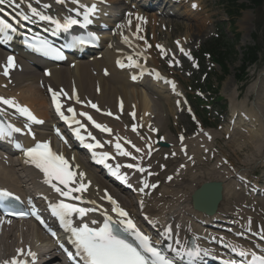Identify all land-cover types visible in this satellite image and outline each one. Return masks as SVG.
Returning <instances> with one entry per match:
<instances>
[{
  "label": "bare ground",
  "instance_id": "1",
  "mask_svg": "<svg viewBox=\"0 0 264 264\" xmlns=\"http://www.w3.org/2000/svg\"><path fill=\"white\" fill-rule=\"evenodd\" d=\"M174 1L168 0L167 5H170L168 7L165 6V4L163 3L157 4L158 6L154 5L153 11L159 9L160 12H164L165 10L172 11V5L176 7L180 6V4H177V2ZM176 1L183 2L184 0H176ZM111 2L115 3L114 0H111ZM163 2L165 3L166 1L163 0ZM147 4H149V0H135L136 8L137 7L140 8L141 6ZM196 7L198 6L195 5L194 10L196 9ZM136 12L138 13L135 14H137L138 17L140 18L137 19L136 22L137 25L138 23L141 24V27L139 26L140 33L138 34L137 25H135L134 23V26H131L132 29L131 33L130 32L126 33L130 35L129 39H125L124 36H121L120 30L116 28L114 35L112 37L110 36L109 38L107 37L103 38L101 42L102 51L95 52V53L101 52L102 53L101 58H97L93 54L92 56L94 57L91 58V60H85L84 58L81 60L75 59V65L73 67H68L67 65L51 66L49 67L48 76L44 77L42 76L41 70L39 68L43 64L42 60L33 56L29 57L30 55H26V56L23 54L19 55L18 59L21 65L23 66V70L20 72H15L13 74L15 87L11 88V90L13 92L15 90L20 89L21 91L19 94L21 97L20 99H22L24 103L31 106L33 110L41 118L46 120V123L40 127V130L38 132L39 139H43L46 137L43 131L49 129L48 126L50 125V121H51L48 105L46 103L42 91L37 86V84H39V80L42 79L43 81L48 82L51 86L55 88L65 87L68 90L71 89L76 90V94L79 96L80 101L82 102H86V100L93 101V103H95L98 107H100L101 110L104 111L113 110L114 112H117V109L121 108V104H122L123 112L121 115L120 122L109 121L106 120L104 117L103 119L106 122L110 123L116 132H120V133L125 132L131 138H134L135 141L144 145L148 143L147 140H149L150 142H153L152 147L154 148L157 147L158 139L157 137L155 138L154 136L158 134L157 132H159L160 127L155 126L158 127V131L157 132L152 131V129L155 127H152V125L150 126V123L151 120L161 121V118H163L162 113L164 114L162 110V106L164 105L166 106V104L167 105L172 104L170 100V92L168 91L169 90L168 85L167 84L164 85L163 83L157 81H151L150 77L141 76V75H139V78L136 82H131L129 81V73L139 74V71L131 70L129 68V64L124 66V69H119L115 66V61L118 57L123 58L122 64H124L125 62H127L126 59L128 58V55L131 56L133 60H136L140 63H144L139 57L140 53H143L142 47L146 46V44L149 43V40L150 43L154 46L156 42L155 40H153V38H155V36L158 34L157 33L158 30H156V28L154 27L157 26L159 28H162L163 26H165L164 23L163 25L161 23L164 21H158L160 18L156 16L157 13L155 12L152 13L143 12V11L140 12V10H136ZM139 12L140 13L143 12V14H139ZM139 20H145L146 24L145 23L143 24L144 21L142 22ZM167 23H171V20L167 21ZM150 24L153 26L154 29L150 31L151 39H146L147 28L150 27ZM133 35H135L136 38H133L132 37ZM145 52L148 56L149 64L154 67H158L156 61H154L153 51L145 50ZM125 54L128 55L125 56ZM4 56H5V52L0 48V66L2 64V60L4 59ZM28 61L33 63L34 66L29 64ZM103 68H106L108 71L106 75L102 73ZM1 81L3 80L0 79V85H1ZM31 85L34 88L31 87ZM139 86H141V88H139ZM8 88L9 86L6 85L5 89ZM25 91H29L31 95L27 97L26 96L27 92ZM0 92L6 95L10 94L8 92L2 91L1 89ZM151 102L154 103V107H155L154 110L151 107ZM133 112L135 113V118H133L131 124H137V123L141 124V130L139 132V136L133 135L131 132H129L128 129L129 126H125V122L127 121L125 117ZM165 120L166 119H164V121ZM238 123H240V121H238ZM201 138L203 137L201 136L195 138L194 141L202 140ZM52 139L56 144L55 138ZM159 140L166 142L169 141L170 143L172 142V140L166 135H164ZM207 141L209 144L210 140ZM185 142L182 143L181 146L178 144L176 146L172 144L174 148L172 147L169 149L158 148V152L152 156L149 162H151L152 164L154 173L150 178V183L151 185L153 184L155 185L158 183L157 187L155 188L150 187L146 189L144 192H141L139 189L142 187L141 184L143 185L144 181H142L138 185L136 184L137 193L140 196V200L142 199L143 201L144 210L148 213L146 217L150 221L151 220L155 221L156 225L157 226L159 225L161 227L160 230L163 234L165 231L163 227L165 226L171 227L172 230L174 231L173 235L175 234V236H177V239H179L180 244L183 241L187 240L189 237H193L198 244H202L198 236H196L195 234L198 233L204 236H210L209 234H212L211 237H213V235L215 234L216 235V236L214 235L215 237H217V235L222 236L219 237L220 238L219 240H222L223 238L224 239L227 238L229 241H231L238 247H245L251 251L254 250L256 248L254 245L253 246L248 245V243L250 242L249 239L243 238L242 240H239L235 237H232L233 235L226 236L224 234H218V231L225 233H230V232H228L227 230H220V229L218 231H215L216 230L215 227L229 229L230 231H233L236 235H238V233H242L243 237L245 236L250 237V235L251 237L255 235H259V237H261L262 235H264V200L260 201L258 205H257L258 203L257 201L256 204L252 203L254 202V200L252 199L256 200L259 199V197L264 199V194L262 192V189H260L257 186L260 184L261 178H258L256 183L250 182L249 185L247 184V187H249V191L250 192L254 191V193L253 192L251 194L248 193V195L250 194L249 196L250 199L247 196H245L244 190H240L237 187L238 183L235 181L236 178L234 180V174H230L229 172L226 173V171L225 172L222 171V173L216 174L217 176L213 177V179L211 180L204 179L199 183H195L196 181H193L194 176L191 175L186 176L181 170L182 168H185L187 166V164H185L187 160L184 159V157L182 159L177 156H174L175 154H172L173 151H178L179 149L181 150V147L183 145L187 147L189 144L185 145ZM31 143L32 142L30 141L29 144ZM191 143L193 144V141H191L190 144ZM203 145H206L205 142ZM60 146H61L60 150L63 153H65L68 158L69 156H72L75 165L77 166L78 163L79 167L84 170L86 174V178L84 177V181L86 183L90 182V186L87 189L88 195H94L97 198H99L100 191L102 189L108 188L124 206H127L128 208H132L130 209L131 212L134 211L132 202L139 200L138 196L137 197L135 196V198L132 201L129 200L125 196V193L122 192V190H120L119 188H111V186H109L110 183L108 182V180H105V178L99 173V170L86 163L80 151L78 150L74 151L72 149L71 144L70 145L60 144ZM177 146L178 148L175 149V147ZM204 147L205 146H203L202 148ZM191 150L192 149H190V151ZM188 151L189 150H187V152ZM188 155L186 154V156ZM191 155L193 156V154ZM198 156L200 155H197V158ZM219 159L221 158L219 157ZM2 160L3 158L0 153V185L4 186L5 188H11L13 191L21 194L25 193V191L22 189L23 183L26 185L30 184V186L28 187L30 191H33L36 186L39 187V178L35 173V171L29 168L21 167L20 170L23 172V175L19 176L17 174V168H15L16 164L13 163L14 161L13 158L10 159L11 164H9V166H5L4 164H2ZM189 161H191V159ZM189 161L188 163L190 164ZM211 162L209 161V164H211ZM163 166L164 169L160 170V168ZM177 166L178 168H176ZM171 169L175 171L173 172ZM222 170H227V169L224 166H222ZM176 171L181 172V174L177 173ZM196 172L194 171V174ZM209 173L211 174L212 172ZM180 175H181V180L179 181L177 179L180 177ZM240 175L247 176L246 173H242V172ZM136 176L134 177L136 178ZM168 176H171L172 179L169 182H166L165 178ZM209 181L210 182L216 181L221 184V200L218 202L215 213L211 216H207L204 215L203 213L195 211L191 207V203H190V195L194 191V189L199 187L203 182H209ZM261 183H264V181L262 180ZM251 186H253L254 188H252ZM255 186L257 187V189ZM28 189L26 192L29 191ZM243 205L249 206L250 209L253 208V206H255V211L253 213L251 212V210L250 211L246 210V213H242L240 211L236 212L238 211L236 210L237 207L238 206L242 207ZM237 214L244 216L241 217L238 216ZM221 218L222 221L218 223L217 220ZM229 221H233L231 222L234 223L232 227H229L231 224L229 223ZM16 223H22V225H20L22 227L26 223V221H21V222L17 221ZM26 226H28L27 231L30 232V234H25L23 232L19 234L17 228L18 225L16 227V231H15L16 233L14 232L10 233L8 228H3V233L0 234V257L4 255H9L10 251H12L15 254H18V250H23L24 252L25 250L29 249V247L31 249L33 248L34 250H39V253H41L42 257L45 256V252H42L40 248H37L38 245H36L35 240H37V243L39 242V245L49 247L48 242L46 244L44 243L45 241L44 238L38 234V230H35L36 228L35 226H33V224L31 226L27 224ZM247 230H250L249 234ZM160 236H162V234H160Z\"/></svg>",
  "mask_w": 264,
  "mask_h": 264
},
{
  "label": "rangeland",
  "instance_id": "2",
  "mask_svg": "<svg viewBox=\"0 0 264 264\" xmlns=\"http://www.w3.org/2000/svg\"><path fill=\"white\" fill-rule=\"evenodd\" d=\"M191 1L189 5L188 3H182V6L180 4L178 7L172 5V10L175 11L176 16L156 15L160 18L158 21H164L161 23L162 25L164 23L165 26L162 28L154 27L158 30V34L153 40L165 47H173L177 40L184 42L187 50L193 53L194 56L199 57L198 60L196 59L199 68L193 70L187 62H183V70L181 68H168L166 63L159 57L160 55L155 47L151 46L150 40L151 45L147 43L144 48L153 51L154 61H156L158 67L161 66L167 73L176 78L181 91L188 100L190 111L194 112L196 116L197 124L213 136L211 140L207 139L210 140L209 144L204 138L197 140L198 142L194 141L193 136L198 126L190 121L189 116L184 111L182 102L177 100L174 102L172 99H170L172 107L167 104L162 106L164 114L162 113L163 118H161V121L151 120V125L152 127H160L159 132H157L158 127L153 129H156L155 132L160 133L159 135L162 137L164 135L168 136L175 146L179 136L187 138L185 145H189L185 156L189 154L186 158L191 159V161L187 160L185 164L188 168L186 166L181 170L186 176H194V180H192L196 181L195 183H199L204 179L211 180L222 171L230 174L242 172L249 176L259 173V178H262L264 173V0L258 6H253L249 0ZM190 5H197V10L190 9L188 7ZM237 5L244 6L239 9ZM228 12H231V14H228ZM131 19L133 18L131 17ZM123 20V31H126L130 25V18ZM169 20H171V23H167ZM139 21L145 23V20ZM136 22L137 20L134 19L133 23L135 25H137ZM133 23L132 25H134ZM138 25L141 27L140 23ZM154 28L151 24L147 28V38L151 39L150 31ZM124 35L125 33L121 36ZM214 39L215 41L221 39V41H218L221 50L226 51V73H223L217 64H212L208 56L202 57V54L206 53V49L210 51L208 44ZM230 46L232 47L231 50ZM248 46L258 48V59L254 64L247 65L245 70L241 72L239 69L243 60L242 52ZM237 75L243 78V82H237ZM32 85L31 87H33ZM197 89H200V92ZM20 92L19 89L15 93L18 95ZM25 92H27V97L31 95L29 91ZM210 94L218 98L217 102H209ZM151 107L154 110L153 102H151ZM126 119L128 121V117ZM164 119L166 120L164 121ZM230 119L234 122L229 123ZM201 136V134H198L197 138ZM154 137L156 138V136ZM188 138L193 141V144H190L191 141H188ZM167 142L169 143L168 147L174 148L169 141ZM204 142L207 146L203 145ZM201 146H205L206 151ZM177 148L178 146L175 147V149ZM190 149L193 151L191 150V152ZM187 150L190 152H187ZM174 152L175 156L183 159L184 152L182 153L180 149ZM197 155L200 156L197 158ZM209 161H212L211 164H209ZM222 166L227 170H222ZM177 173L181 174V172ZM177 180H181V175ZM259 203L260 201L257 205ZM132 206L134 205L132 204ZM236 210H238L236 212L240 211L242 213L251 210L253 213L255 206L252 209H249L246 205L238 206Z\"/></svg>",
  "mask_w": 264,
  "mask_h": 264
},
{
  "label": "snow or ice",
  "instance_id": "3",
  "mask_svg": "<svg viewBox=\"0 0 264 264\" xmlns=\"http://www.w3.org/2000/svg\"><path fill=\"white\" fill-rule=\"evenodd\" d=\"M40 3V0H36ZM59 3H63L64 0H57ZM71 2L77 7L73 9L76 13V17L68 16L61 22L60 19H56L51 15H47L42 11H39L36 7H33L32 3H27L28 11L25 13H18L17 16L12 17V20L16 24L21 21H28L31 18H36L39 21L49 22L54 25L53 35L58 31H68L75 25H80L86 28L90 25L93 20L92 17L97 12L96 4L92 5H82L79 0H71ZM8 4L10 7H15L19 9L23 3V0H0V6ZM49 7V5H45ZM195 7V5H194ZM0 12H3V8H0ZM137 19H140L137 17ZM131 24V21H129ZM140 31L139 25H137V32ZM16 32V28L13 23L8 19L0 17V36L12 40V33ZM99 38L94 33H89L87 37L77 36L73 38L72 44L70 46H86L91 42L98 40ZM179 43V42H177ZM25 44L32 50L42 53L45 56H54L56 58H63V54L60 49H57L50 45L47 40L40 37H33L31 39H25ZM150 47V46H149ZM161 48V46H157ZM183 52V49L181 48ZM129 60L132 58L129 57ZM119 63V61H118ZM134 66L139 67L138 63L133 62ZM133 66V65H129ZM123 67V64H121ZM14 68V58L9 56L7 58V63L3 66V74L7 77L10 70ZM49 74V73H46ZM132 79H136L135 76ZM175 85L173 83V89ZM51 93V102L54 105L55 112L58 114L59 118L72 130V134L89 150H95L97 148L103 147L100 141L96 140L95 136L91 132H87V125H85L81 119L82 117L91 122L92 126L101 132L111 134L112 130L106 126L97 123L92 116L87 112H79L68 106L66 109L64 104L61 102V97H65L67 100H71L73 97L63 90H53L49 88ZM76 103H84L80 101L79 96L75 97ZM90 103V102H89ZM0 104L8 106L15 109V111L26 121H30L35 124H41L43 121L37 119V117L27 108L23 106H18L16 102L12 99H7L0 97ZM91 108L99 111L96 104L91 103ZM122 109V104H121ZM66 113H68L66 115ZM112 115V113H108ZM135 118V113L130 114ZM132 130L135 132L137 130L136 125L132 126ZM152 131H157L152 129ZM22 129L20 127H12L9 125L8 128L0 125V137L11 136L12 133H21ZM30 132V128H29ZM87 133V137L82 134ZM34 135V134H33ZM57 135H62L57 131ZM90 139L94 142L85 143V140ZM210 138V137H209ZM120 138H117L115 142V149L118 154L125 157H132V159H137L133 156L131 152L125 150L122 144L119 142ZM181 141L183 137L181 136ZM127 143H131L128 141ZM18 148L21 146L16 145ZM137 153L142 150L135 145H132ZM148 155H151V144L147 145ZM186 152V149H183ZM24 155L28 158L29 162L35 166L44 176V183L48 185L58 197V202L49 203L48 207L50 214L58 219L60 226L70 234L71 243L74 245L75 252H68L70 258L78 257V264H175L174 260L169 258V256L162 250L153 240L146 234H144L134 223V221L129 218V213L119 205V203L107 193L101 199H106L110 204V213L108 209H102L96 206L95 201H89L92 207L79 206L77 202L82 201L81 193L87 191L90 186V182H85L84 172H77L73 170L70 161L65 158L62 154H58L50 148L49 142H37L34 147H29L23 149ZM110 159H114L110 156L108 152L100 153L98 162L101 164H107ZM129 169H135L140 173H144L145 169L138 164L129 163L126 165ZM183 167V166H182ZM120 165H116L113 169V174L118 176L122 182H127V176H123L119 171ZM169 180L172 177L168 178ZM155 188L157 185H149L144 183V186L139 190L144 192L146 188ZM14 198L19 200V197H13V194L7 190H0V198ZM47 199V197H45ZM71 201V202H66ZM100 211L102 214V219L92 218L89 213ZM17 215L23 216L24 213H19ZM78 217L79 219H75ZM167 239H171L173 236V230L171 227H167L164 233ZM264 239V235L261 236ZM177 247L172 248L169 244L168 248L174 251L177 256L186 255L188 257H198L199 255L207 254L203 252L201 248L195 246L193 248L185 247L183 250L179 247L180 241L177 239L175 241ZM63 247V245H61ZM260 249L259 253L255 250L249 251L241 249L238 255L242 259L239 264H264V245H257ZM236 251L235 248L232 249ZM23 250H18V257L23 256ZM29 256L34 257V253L30 250L27 253ZM11 264H27V261L21 260L19 258H13ZM228 264H233L229 261Z\"/></svg>",
  "mask_w": 264,
  "mask_h": 264
},
{
  "label": "water",
  "instance_id": "4",
  "mask_svg": "<svg viewBox=\"0 0 264 264\" xmlns=\"http://www.w3.org/2000/svg\"><path fill=\"white\" fill-rule=\"evenodd\" d=\"M191 198L195 209L211 215L215 212L217 204L221 199V184L219 182L202 183Z\"/></svg>",
  "mask_w": 264,
  "mask_h": 264
},
{
  "label": "trees",
  "instance_id": "5",
  "mask_svg": "<svg viewBox=\"0 0 264 264\" xmlns=\"http://www.w3.org/2000/svg\"><path fill=\"white\" fill-rule=\"evenodd\" d=\"M251 4L254 5V6H258L262 0H250ZM239 7H242L243 5H238ZM230 14V13H229ZM217 41H220V40H217ZM217 41H211L209 44H208V48L211 50V53L214 57L213 60L216 61L221 69L226 72V67H225V64H224V59H225V56H226V52H221L220 51V45L218 44L219 42ZM213 49H211V48ZM257 52H258V48L257 47H253V46H249L246 48L245 51H243V55H242V58H243V61H242V67L240 70H244V66H246V64H252V63H255L257 61ZM240 80H242V78L239 77Z\"/></svg>",
  "mask_w": 264,
  "mask_h": 264
}]
</instances>
